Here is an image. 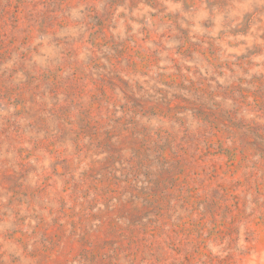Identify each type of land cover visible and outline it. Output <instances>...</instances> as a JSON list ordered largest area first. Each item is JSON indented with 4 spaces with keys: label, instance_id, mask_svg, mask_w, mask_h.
Wrapping results in <instances>:
<instances>
[{
    "label": "rangeland",
    "instance_id": "obj_1",
    "mask_svg": "<svg viewBox=\"0 0 264 264\" xmlns=\"http://www.w3.org/2000/svg\"><path fill=\"white\" fill-rule=\"evenodd\" d=\"M0 264H264V0H0Z\"/></svg>",
    "mask_w": 264,
    "mask_h": 264
}]
</instances>
